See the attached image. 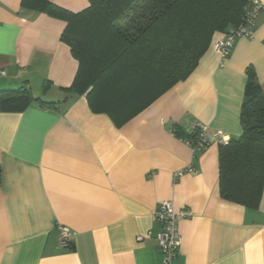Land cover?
I'll return each instance as SVG.
<instances>
[{"label": "crops", "instance_id": "0c3cea01", "mask_svg": "<svg viewBox=\"0 0 264 264\" xmlns=\"http://www.w3.org/2000/svg\"><path fill=\"white\" fill-rule=\"evenodd\" d=\"M51 1L72 12L90 6ZM66 25L0 0V90L25 87L38 100L0 112V264H162L154 211L167 200L192 214L179 222L175 264H264V191L258 208L224 199L220 144L189 142L200 125L242 134L249 67L264 92V12L227 59L211 45L187 78L123 124L69 89L79 62L62 40ZM63 226L73 247L60 245Z\"/></svg>", "mask_w": 264, "mask_h": 264}, {"label": "trees", "instance_id": "16d2710c", "mask_svg": "<svg viewBox=\"0 0 264 264\" xmlns=\"http://www.w3.org/2000/svg\"><path fill=\"white\" fill-rule=\"evenodd\" d=\"M250 1L90 0L79 12L51 0L21 5L67 22L62 40L79 62L69 89L123 124L187 78L215 39L243 22ZM247 74L242 134L219 145V185L224 199L258 208L264 191V92L254 68ZM37 101L25 87L0 90V112H23ZM2 181L0 164V186Z\"/></svg>", "mask_w": 264, "mask_h": 264}, {"label": "built area", "instance_id": "2783aa9c", "mask_svg": "<svg viewBox=\"0 0 264 264\" xmlns=\"http://www.w3.org/2000/svg\"><path fill=\"white\" fill-rule=\"evenodd\" d=\"M264 12V3L260 0H251L246 6V13L242 23L229 32L221 34L214 41V48L220 54L222 60L229 57L235 41L240 37H253L256 19ZM5 72L0 71V75ZM208 128L204 125L197 127L194 138L189 140L193 148L201 150L207 148L211 143L227 144L229 137L220 131L208 133ZM195 171L191 164L174 173V180H178L187 172ZM191 211L188 209L178 210L172 201H162L154 211V219L161 224L158 233L159 247L163 253L162 264H175V260L180 252L182 236L179 230V222L186 217H190ZM60 245L63 248L73 247L74 232L67 226L61 228L59 236Z\"/></svg>", "mask_w": 264, "mask_h": 264}]
</instances>
